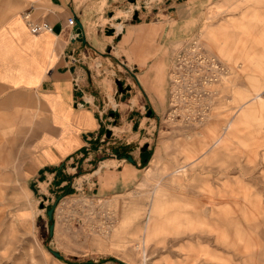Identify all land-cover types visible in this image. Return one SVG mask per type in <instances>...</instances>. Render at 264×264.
Here are the masks:
<instances>
[{"label": "rangeland", "instance_id": "rangeland-1", "mask_svg": "<svg viewBox=\"0 0 264 264\" xmlns=\"http://www.w3.org/2000/svg\"><path fill=\"white\" fill-rule=\"evenodd\" d=\"M121 1L125 24L133 11L154 24L153 57L143 69L131 67L134 74L153 68L148 84L156 99L142 110L152 116L150 158L126 190L103 196L79 190L43 197L45 188L35 193L29 184V151L24 164L17 156L0 162V264H264V0ZM45 2L0 0V27ZM208 29H220L240 54H219ZM167 33L196 36L228 69L211 88L204 123L167 119L168 71L182 43L168 42ZM126 74H118L123 87ZM153 204L159 230L143 244Z\"/></svg>", "mask_w": 264, "mask_h": 264}, {"label": "crops", "instance_id": "crops-1", "mask_svg": "<svg viewBox=\"0 0 264 264\" xmlns=\"http://www.w3.org/2000/svg\"><path fill=\"white\" fill-rule=\"evenodd\" d=\"M122 6L121 0H46L38 13L34 7L25 12L33 22L47 23L50 32L31 34L19 15L0 27V162L18 158L24 164L29 151V184L35 193L45 188L43 197L79 190L120 193L150 158L152 116H142V110L156 99L148 84L153 68L134 74L131 67L143 69L153 57L148 43L154 24L135 11L137 19L125 24ZM105 17L117 25H103ZM70 18L82 26L79 39L67 25ZM110 29L114 35H107ZM220 31L206 32L217 52L228 58L241 52ZM169 34L164 36L170 43L186 41L185 35ZM122 72L128 75L124 87ZM155 208L150 207L143 244L159 230Z\"/></svg>", "mask_w": 264, "mask_h": 264}, {"label": "built area", "instance_id": "built-area-1", "mask_svg": "<svg viewBox=\"0 0 264 264\" xmlns=\"http://www.w3.org/2000/svg\"><path fill=\"white\" fill-rule=\"evenodd\" d=\"M23 19L33 35L51 30L45 22H33L30 13L24 14ZM67 25L75 27V19H68ZM227 72L224 63L210 55L196 36L182 43L174 51L168 71L167 119L206 122L215 94L211 88Z\"/></svg>", "mask_w": 264, "mask_h": 264}, {"label": "water", "instance_id": "water-1", "mask_svg": "<svg viewBox=\"0 0 264 264\" xmlns=\"http://www.w3.org/2000/svg\"><path fill=\"white\" fill-rule=\"evenodd\" d=\"M128 2L130 3H134V0H127ZM137 19V13H135L133 15V20H136ZM74 31H75V34L77 35V39L81 38L83 36V33H82V26L81 24L78 22L74 28ZM107 35H114V30L113 29H110L108 30L107 32ZM120 88H122V85L121 84H118ZM108 134V133H107ZM126 160L129 162V163H132V159L130 157H127ZM55 205L56 203L50 208L48 209L47 211V218H48V221L51 223L52 222V217H53V213H54V208H55ZM53 234V225L50 224V227H49V236L51 237ZM50 253L57 259L61 258L60 254L57 253V252H54V251H50Z\"/></svg>", "mask_w": 264, "mask_h": 264}, {"label": "trees", "instance_id": "trees-1", "mask_svg": "<svg viewBox=\"0 0 264 264\" xmlns=\"http://www.w3.org/2000/svg\"><path fill=\"white\" fill-rule=\"evenodd\" d=\"M144 166V165H143ZM68 193V192H67ZM69 194H71V192H69ZM68 195V194H67ZM113 261V260H112ZM118 264H123V263H118Z\"/></svg>", "mask_w": 264, "mask_h": 264}, {"label": "bare ground", "instance_id": "bare-ground-1", "mask_svg": "<svg viewBox=\"0 0 264 264\" xmlns=\"http://www.w3.org/2000/svg\"><path fill=\"white\" fill-rule=\"evenodd\" d=\"M23 19V18H22ZM23 21H24V19H23ZM25 23V22H24ZM25 25H26V23H25ZM27 27V26H26ZM28 29V28H27ZM29 31V30H28ZM156 209V208H155Z\"/></svg>", "mask_w": 264, "mask_h": 264}]
</instances>
